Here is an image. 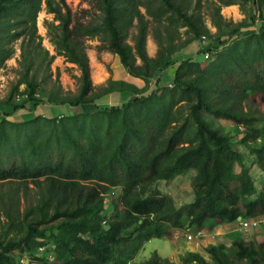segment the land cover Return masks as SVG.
Masks as SVG:
<instances>
[{"label": "trees", "instance_id": "obj_1", "mask_svg": "<svg viewBox=\"0 0 264 264\" xmlns=\"http://www.w3.org/2000/svg\"><path fill=\"white\" fill-rule=\"evenodd\" d=\"M84 1L101 13L99 21L74 17L65 0H0V64L18 40L20 68L0 118V264H22L14 251L25 264H128L151 237L209 232L237 216L264 214V187L250 174L253 165L264 172V0L211 4L213 43L197 49L200 58L178 61L174 52L212 35L201 0ZM41 3L52 16L44 22L52 54L36 31ZM219 4H237L245 23L224 19ZM149 26L156 29L153 56L145 49ZM92 37H102L96 50L114 54L128 79L92 84L84 43ZM54 56L77 67L75 93L61 87L57 71L51 74ZM168 67L170 81L161 84ZM112 91L130 95L116 105L94 103ZM43 102L92 103L94 110L6 118ZM188 169L192 197L176 205L156 183ZM112 188L108 212L105 193ZM201 249L206 258L186 250L173 263L153 251L139 264H264V233Z\"/></svg>", "mask_w": 264, "mask_h": 264}, {"label": "rangeland", "instance_id": "obj_2", "mask_svg": "<svg viewBox=\"0 0 264 264\" xmlns=\"http://www.w3.org/2000/svg\"><path fill=\"white\" fill-rule=\"evenodd\" d=\"M220 0H201V7H200V16L203 20L206 27L209 29L210 37H205L201 35L199 39L192 40L182 49L173 53V58L178 61L182 58H200L199 53H197V49L202 46H208L209 44L213 43L212 40L213 35L215 34V28L210 23L209 16L211 15V4L216 3L218 4ZM234 1H241V0H234ZM67 6L73 12L74 17L82 19L84 22L87 21H99L101 13L97 10L90 8L84 0H65ZM220 5V4H219ZM246 6L244 7V9ZM88 10V11H87ZM221 16L224 19H229L233 22H242L245 23L246 21V14L244 10H241L237 4L231 5H220L219 10ZM51 14L46 13L42 8L37 12L35 17V26L36 31L40 35V44L47 49L49 54L53 53V48L48 42V38L45 32L44 22L51 20ZM264 21V19H263ZM154 26H149L148 34L145 39V49L149 56H153L156 50V45L153 39V32H155ZM184 28H178V35L174 34L176 37L175 43L177 44L184 35L182 34ZM134 33V28H131L128 32L127 42L131 44L130 35ZM202 36L204 38H202ZM211 38V39H210ZM101 38H88L85 40V52L88 57L89 63V70H90V78L94 80V77H97V80H103L105 83L108 76H112L113 71L116 72L115 66L117 65V59L114 54L111 52L102 49L96 50V45L100 43ZM18 40H15L11 43L13 51L11 55L5 59L0 64V105H2L3 99L6 97L8 91L10 90L11 86L14 85L17 80L19 79L20 68L18 64L19 58V50H18ZM151 48V49H150ZM42 71L39 70L37 79L41 76L43 72V65L41 67ZM172 67H168L162 75L163 81L161 84H166L170 81L172 75ZM57 71L58 79L63 87V89L70 91L71 93H75L77 90V83L73 75H78L77 67L69 62L63 60L61 56H55L50 63V72L53 75ZM115 76H118L115 75ZM117 79V77H115ZM51 83L50 79H46L43 86L48 87ZM101 85V84H100ZM153 85L152 81L149 84V88ZM23 84L18 85V89H22ZM220 125H222L226 130L233 131L232 124H229L225 121H218ZM240 150H242L241 146H238ZM237 169V168H235ZM194 174L193 169H188L182 174H178L174 176L172 179L167 181H158L156 183L157 188L160 192L168 194L173 199L176 205H179L183 202L189 201L192 197L190 191V178ZM250 174L252 176L253 182L257 188L264 187V172L259 171V169L253 165L250 169ZM4 189L5 185H1ZM2 189V190H3ZM114 188L110 189L109 191H113L115 194ZM113 194V195H114ZM31 195V193H29ZM113 196L108 194L105 196V204L104 207L110 212V203ZM25 206V201H20L19 209H23ZM252 223L254 225H249L246 228H241L236 221L231 222L227 225H220L215 226L211 231L206 232L201 230L198 234L193 232L192 229L187 230H179L176 231V235H174L168 239L165 237H151L148 240L144 241L142 246L138 249L135 253L133 259L129 261L128 264H139L144 259L148 258L149 255L155 251L160 257H165L168 260L172 261L173 263L177 262V257L179 254L183 253L186 250L189 251H199L205 258L206 254L202 251L201 245L202 244H209L215 242H223L227 246H229L230 240L234 237H242L243 239H248L251 235L255 234L257 237L259 234L262 235L264 233V214L257 215L253 217ZM1 213H0V221H1ZM259 221V222H258ZM186 233L195 234V237L192 240L186 241L184 236ZM199 238V239H198ZM14 261L17 262L20 258L22 260V264L26 263L25 258L20 253L16 251L13 252ZM20 261V260H19ZM33 264V263H30Z\"/></svg>", "mask_w": 264, "mask_h": 264}, {"label": "crops", "instance_id": "obj_3", "mask_svg": "<svg viewBox=\"0 0 264 264\" xmlns=\"http://www.w3.org/2000/svg\"><path fill=\"white\" fill-rule=\"evenodd\" d=\"M115 69L117 71L116 72L113 71L112 76H111L112 78L117 77V78H122V79H128V75L124 72V70L122 68H120V65L118 63L115 66ZM166 69L163 71L162 75H164ZM117 74H118V76H115ZM97 77L98 76L96 75V77H94V80L93 79L91 80V78H90L93 85H100L103 83V80L102 81L97 80ZM129 95H130V92H128V91H120V92L119 91H112L110 93L101 95L100 97L96 98L94 100V103L98 106L116 105V104L126 100V98ZM26 107H27L26 109H19L14 114H12L10 116H6V118L18 121V120H25V119L31 118L33 115H36V114H40V115H43L45 117H51V116H59L62 114H73V113H77V112H89V111L94 110L92 103H84V104H78L75 106H71V105H68L67 103L54 104V103L43 102V103H38L34 106H31L30 103H28ZM6 111H9V108L5 107L4 105H0V118L3 117L2 113L6 112ZM232 222H234V221H232ZM229 223H231V222H229ZM229 223H222V224H218L217 226L227 225Z\"/></svg>", "mask_w": 264, "mask_h": 264}, {"label": "built area", "instance_id": "obj_4", "mask_svg": "<svg viewBox=\"0 0 264 264\" xmlns=\"http://www.w3.org/2000/svg\"><path fill=\"white\" fill-rule=\"evenodd\" d=\"M202 38H204L203 36H202ZM208 54H207V52H205L204 54H203V56L204 57H206ZM169 85V84H168ZM16 98H18V97H16ZM108 194H112V191H107L106 193H105V196L106 195H108ZM254 218H250V219H245V220H241V219H238V220H236V222L238 223V225L241 227V228H246L247 226H249V225H254V223H252V220H253ZM259 222V221H258ZM200 231H198V232H196V234H198ZM175 235H176V233H175ZM175 235H174V237H175ZM195 237V234L193 235V234H191V233H186L185 234V236H184V239L186 240V241H189V240H192V238H194ZM20 262H22V259H20Z\"/></svg>", "mask_w": 264, "mask_h": 264}, {"label": "water", "instance_id": "obj_5", "mask_svg": "<svg viewBox=\"0 0 264 264\" xmlns=\"http://www.w3.org/2000/svg\"><path fill=\"white\" fill-rule=\"evenodd\" d=\"M238 219H240V217H239V216H237V217H236V220H238Z\"/></svg>", "mask_w": 264, "mask_h": 264}]
</instances>
